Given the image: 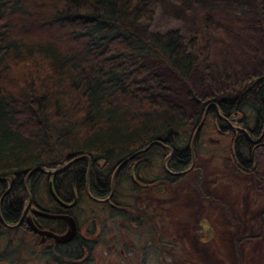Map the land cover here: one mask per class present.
I'll use <instances>...</instances> for the list:
<instances>
[{"label":"trees","instance_id":"obj_1","mask_svg":"<svg viewBox=\"0 0 264 264\" xmlns=\"http://www.w3.org/2000/svg\"><path fill=\"white\" fill-rule=\"evenodd\" d=\"M137 2L0 0V175L72 157L80 158L74 164L82 175L86 159L92 161V170H99L106 161L110 164L144 148H158L162 156L172 149L174 157L167 163L180 170L192 155H199L201 142L193 138L194 127L188 126L183 108L153 96L161 84L141 65L149 57L183 82L197 70V37L179 28L143 34L136 24L153 21L155 13L145 2ZM52 25L67 30L68 41L32 38L30 33ZM201 72L199 83L209 82V76L220 79L207 67ZM144 74L149 84L138 87L134 76ZM229 84L222 88L218 83L214 93L197 99L194 122L198 124L206 106L213 104L228 119L243 117L245 124L254 119L262 125L264 75L247 84ZM209 111L206 118L217 117L212 106ZM227 137L230 158L239 154L250 167L240 165L241 172L253 174V145L242 133ZM92 190L96 195L106 191L102 186ZM165 240L160 238L162 244Z\"/></svg>","mask_w":264,"mask_h":264},{"label":"flooded vegetation","instance_id":"obj_2","mask_svg":"<svg viewBox=\"0 0 264 264\" xmlns=\"http://www.w3.org/2000/svg\"><path fill=\"white\" fill-rule=\"evenodd\" d=\"M210 106L217 117L206 118L213 112ZM210 106L200 122L192 124L193 138L202 146L198 159L192 155L180 170L170 169L167 163L174 157L172 149L162 156L158 148H144L110 164L106 161L99 170H92V161L86 159L82 175L74 164L77 157L44 161L28 170L0 175V264H143L146 242H152L158 252L163 249V261L175 264L174 238L188 224L185 211L191 207L192 194L201 198L192 235L206 239L215 235L219 229L214 228L213 219L220 204L213 199L214 192L225 184L232 186L247 173L241 172L240 165L250 169L236 153L231 158L228 153L224 162L220 147L231 133H242L253 145L251 162L255 164L256 153L264 150V122L228 119L218 106ZM253 130L259 133L252 137ZM156 142L163 144L160 139ZM203 159L209 166L204 178L199 175ZM92 178L96 179L93 183ZM203 185L206 195L213 193L212 198L197 191ZM92 186L106 191L96 195ZM72 224L73 235L60 241ZM161 237L167 238L166 244L160 242Z\"/></svg>","mask_w":264,"mask_h":264},{"label":"rangeland","instance_id":"obj_3","mask_svg":"<svg viewBox=\"0 0 264 264\" xmlns=\"http://www.w3.org/2000/svg\"><path fill=\"white\" fill-rule=\"evenodd\" d=\"M141 1L155 13L153 21L136 24V29L143 34L179 28L187 36L197 37L200 56L197 70L183 82L169 67L149 57L141 64L149 69V73L156 75L161 84L153 96H161L170 104L182 107L190 127H193L197 99L214 93L218 83L222 88H228L230 81L247 84L250 79L264 75V0H138L137 3ZM46 29L40 34L38 31L30 34L36 40L56 44L68 41L67 37H70L67 30L59 27L52 25ZM204 67L213 71L220 78L219 82L209 76V82L199 83ZM134 81L138 87L149 84L147 74L134 76ZM247 113L251 115V112ZM223 145L220 149L226 162L228 142ZM256 155L254 176L247 173L239 180L236 178L231 188L225 190L222 186L215 191V197L213 193L205 194L204 185L201 188L197 186V191L204 198L213 197L220 204L219 213L217 216L214 214L213 219V226L219 231L215 232L213 240L205 243L192 235L197 226L195 217L201 200L192 194L191 207L185 211L188 224L179 228L180 235L174 238L177 242L173 247L177 255L175 264H184L186 259H189L188 264H264V151H258ZM206 161L199 162L203 178L205 170H209ZM230 181L233 182V178ZM204 204L208 205V201L205 200ZM209 219L211 223L210 216ZM218 219L221 222L219 226ZM229 227L231 232L227 231ZM146 246L143 264H167L160 256L163 252L156 251L152 242H146Z\"/></svg>","mask_w":264,"mask_h":264},{"label":"water","instance_id":"obj_4","mask_svg":"<svg viewBox=\"0 0 264 264\" xmlns=\"http://www.w3.org/2000/svg\"><path fill=\"white\" fill-rule=\"evenodd\" d=\"M73 233H74V225L72 224L71 225V230L67 234L59 237V240L60 241H67L68 239H70V237L73 235Z\"/></svg>","mask_w":264,"mask_h":264}]
</instances>
